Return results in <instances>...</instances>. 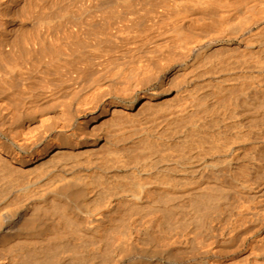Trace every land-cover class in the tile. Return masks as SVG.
<instances>
[{"label":"bare ground","instance_id":"1","mask_svg":"<svg viewBox=\"0 0 264 264\" xmlns=\"http://www.w3.org/2000/svg\"><path fill=\"white\" fill-rule=\"evenodd\" d=\"M242 1L244 2V0ZM254 3L255 2H253L252 5ZM257 3L258 0L255 4ZM230 5L231 4H228V6ZM261 5L262 6H259H264L263 3ZM242 6H232L237 8L236 11L240 13V19L237 24L231 26L227 24L225 35L232 34V37L230 35V37L227 36L229 39L241 37V46L250 52L247 54L244 50L246 54L254 55L256 52L251 53L255 47L254 45H258V42H261V39L264 37V18H254L256 16L261 17L259 13L260 10L263 9H260L259 6L256 5L252 7L248 5L250 6L248 7L246 4L245 7L240 8ZM234 8L232 9L234 10ZM225 11L227 12L228 10ZM230 16L231 15H229V17ZM3 26L1 25V27ZM200 36L201 37L193 41L184 42L185 44H183V46L185 47L182 46V49H185L186 53H184L183 62L186 63L187 60H192L194 57L193 55H198L199 52H203L204 49L202 48L203 50L197 53V48L198 45L204 43L207 38L202 35ZM206 42H208V40H206ZM262 44L264 43L262 42L261 45ZM79 45L81 44L79 43ZM62 46L64 47L66 45ZM211 46L212 43L208 44L206 49H213L214 46ZM263 46L264 45H262V49ZM258 48L260 49L261 47L258 45ZM248 49L252 50L249 51ZM199 54L200 58L201 53ZM247 55H245L246 57L244 58L241 56L246 62H240L241 65L239 64L240 66L238 65L237 68V70H240L241 75L236 76V78H233L231 75V79L222 76L223 78L221 77L222 79L218 80V84L225 83V86L232 87L227 88L230 90L234 89L233 86L235 85H239V88L235 87L240 90L243 85L245 87L246 85L248 86L246 87L248 89V92H246L247 94L241 90L240 92L242 93L239 94L240 96H237L240 98L244 96L240 104L238 103L239 105H237L242 110L241 112H243L246 122L248 121L250 123L248 125L246 124L247 127L250 125V129H252V127L255 126H251L252 121L255 124H260L258 121L262 120L261 122H263L264 119V82L261 79L264 76V63H261L263 60L260 61L259 55L256 54V60L257 56L259 59L256 61L253 59L255 56L250 57V55L249 57L252 58V62L251 60L248 62ZM246 58L247 60H245ZM242 59L238 58L237 61L239 62V60ZM231 60L232 58H230V61ZM233 60L236 59L234 58ZM200 62L196 60L193 64L191 63L190 68L193 71L191 70L189 75L187 73L189 77L188 84L199 81V77L203 76V74L198 72L201 67L205 69L204 71L208 69L207 63L205 68L202 65L205 61L202 64ZM185 63H182V65H185ZM209 64V66H211L212 63L209 62ZM182 65L176 66V71H181ZM215 65L217 64L215 63ZM227 65L230 66L229 63H227ZM232 66L235 65L232 63ZM225 70H222L221 73L224 72L225 74ZM197 72L199 75L201 74V76L198 74L195 75ZM209 73L211 72H208V74ZM221 73L219 72L218 74L221 75ZM187 76L186 78H188ZM212 76L214 77L215 75ZM206 77L207 76L202 79L205 81ZM89 79L90 81L92 80L91 76ZM187 81L183 83H187ZM218 81L216 80V82ZM91 83H93V85L95 84L94 79ZM97 83L98 82H96V85ZM192 85L195 86V84ZM181 86H183V84ZM225 86L223 88H225ZM169 89L167 87V89L165 88L164 90L163 103L172 105L171 112L173 115H176L177 111L180 113V110L182 111L190 104L189 101V103L186 101L190 97H186L187 93L191 90L193 91H191V93L194 94L198 92L197 90V92H195V89H189V92L186 91L187 89H182L183 91L179 90L178 96H180V99L176 100L178 97L175 96L171 98L173 91ZM121 90L122 89H120V92L123 91ZM124 90L127 91L126 89ZM99 91L100 89H98V94ZM125 91H123L124 94ZM224 91H226V89ZM227 91L224 93H228ZM120 92L118 91V93ZM234 92L236 91L234 90ZM243 93L245 95H243ZM183 94L186 97H183L184 101L181 98ZM258 94L260 96H258ZM193 96L195 95L192 94L191 97ZM240 98H237V101H239ZM145 99L146 103L141 107V109L143 108L144 110L158 101V95L153 93ZM252 99H254V101ZM70 103L69 105L67 103H63L62 105L61 103L59 105L58 103L57 105L51 103L53 105L50 104V106H48L52 110V116L42 120L31 117L30 123L32 124V131H29V133H27V131H17L14 136L15 139L13 138L14 134L11 135L12 140H15L12 145L17 146L20 151L12 149L11 145L8 147V145L1 142L0 139V161L11 167L12 171L14 170L11 177L16 173V176H18L17 178H19L18 180L14 176V179H11L9 174L8 176L4 174L6 176L5 178L9 177L10 179H2L0 181V264H209L210 256L216 254V252L221 254H223L222 252L226 253L230 247L234 248V251L235 248L241 251L247 236L252 235L257 228L261 229L260 227L263 226L261 222L264 218H261L264 216L260 215L256 209L259 207V204L254 208L248 207L247 204V207H243L242 214L251 215L255 218V221L249 218L251 221L247 220L249 223L246 224V222L241 221L244 217L240 215V221L245 224H242L243 226L241 227V222L239 225L236 224L237 222H234L237 227L240 226L238 230L234 229L236 228L234 226L233 230L235 231L231 229L233 233L237 231L236 234L231 233L233 236L230 237L227 235V238L224 237L225 239L223 241L219 239L220 241L217 242L215 246H212V241L210 242L207 238V236H210L207 234L210 219L214 220L219 217L221 221L223 218L220 219V217L225 214L224 211H222L223 214L220 215L221 203L226 195V192L223 191L224 188H222L223 179H221V177L229 173L227 170H233L234 163L237 162L235 161L237 159L235 157H239V155L244 152V149H246V146L248 147L247 144L249 141L247 139L248 143H246L243 139V135L241 137L242 131L239 132L235 130L233 133L235 135L240 133L239 136L243 140H240V137L239 139L236 138V140H233L235 139L233 138L235 136H233V139H231L233 141H231L229 139L233 134L228 139V137L226 138V136H224L227 135V133H224V135L222 134L224 137L221 136L222 139L216 137V139L213 140L214 143L212 142L214 144L212 147L215 148L210 147L211 150H206L203 146L194 144V146L186 148L187 151L185 149V152H183L184 154L169 155L168 152L166 154L162 151V153L160 149H157L159 146L157 145L158 147H156L154 145L156 149L151 154L149 152L153 149L150 151L147 150L146 153L148 154H144L145 150H142V152L139 151V154L138 152H132V154L134 153L137 156L133 154L132 156L135 158L133 157L134 159L132 158L130 162L126 159V154L121 151L122 148L119 144L121 142L118 140H116L115 143L114 141L111 142V139H109L111 138V134L109 136L108 131H105L103 127L101 129L99 122L105 120L108 116L114 118L119 113L129 114L130 111L135 110L134 104L110 101H105L100 106L93 104L94 101L92 103H77L75 105L72 103L71 105ZM95 103L98 104L97 102ZM158 103L160 104L161 101ZM171 105L166 106L171 107ZM188 106L186 109H188ZM8 107L9 106H7V108ZM237 108L236 106V109ZM183 111H185V109ZM216 111H214L215 114ZM219 111L220 110L217 112ZM228 112L229 111H227V113ZM10 113L11 112H9V114ZM156 113H158V110ZM215 114H213V118L211 119L213 121L214 117L217 118L219 115L221 116L220 113L217 116H214ZM243 114L241 116H243ZM8 115L6 116L7 118ZM227 115L225 117H228ZM233 115L234 113L232 116ZM144 116H146V114H144ZM230 116L231 115H229L230 120L235 121L237 119H231ZM11 117L13 119V116ZM241 118L240 120L242 121L243 117ZM207 121H210V117H208ZM238 121L239 120H237V122ZM101 123L104 124V121ZM197 123H195L196 126ZM200 123H202V121ZM243 123H241L239 127L243 126ZM192 124H190V127H195L192 126ZM119 125L121 124L114 122V126ZM227 125H229V123ZM256 127L257 125L255 129L258 128ZM200 128L201 127H198L197 129ZM193 131H196L195 128ZM198 132L201 131L198 130ZM147 133V130H142L136 135L137 137H135V139L138 138L139 142L142 144L146 142L144 139ZM154 138L157 139L154 144L157 143L161 146L163 136L156 133ZM244 138L246 139L245 136ZM226 139L230 142H227L228 140L226 141ZM257 152L259 154L260 152L262 153V151ZM249 162H251V160ZM254 164L253 167H255ZM256 167L257 174H259L258 169L260 168L258 165H256ZM223 172L225 173L222 174ZM10 174H12V172ZM257 176L253 178L255 180L254 185L256 180L260 181L262 177L264 178V175L260 176L261 178L259 179ZM244 184L248 186V183ZM250 185L247 188L250 189ZM249 189L247 191L244 190L246 195L253 196V190ZM223 193L225 195H223ZM262 194L260 193L258 200L262 196L263 199L260 200L264 201V196ZM256 196L258 195H255L253 198L255 199ZM243 197L246 196L244 195ZM260 203L262 204V202ZM241 204L243 203L241 202ZM242 206H245V204ZM232 214L229 213L230 216ZM236 217H234L235 221L237 219ZM227 220L226 223L223 222L228 228V225L230 227L231 224V217H228ZM229 221L230 224L228 223ZM244 221H246V219H244ZM227 223L228 225H226ZM214 229H216V227H214ZM253 229L254 231H252ZM250 231H252V234L249 233ZM219 237L221 238L222 236H218V238ZM254 246L256 250V245L254 244ZM254 246L251 248H254ZM260 246L261 248L263 247V245ZM260 246L258 249H260ZM251 250L250 253L239 254V260L237 261L241 259L246 260L244 261L245 263H247L248 260V262L252 264H264V256L262 258H253V252L251 253ZM256 251H258V254L260 253L262 255L261 251ZM256 251H254V254L257 253ZM237 264L242 263L237 262Z\"/></svg>","mask_w":264,"mask_h":264},{"label":"rangeland","instance_id":"2","mask_svg":"<svg viewBox=\"0 0 264 264\" xmlns=\"http://www.w3.org/2000/svg\"><path fill=\"white\" fill-rule=\"evenodd\" d=\"M241 1L242 0H0V23L3 21L1 25L3 26L4 24L3 27L0 25L1 142L6 143L8 147L11 145V148L16 151H20L17 146L12 145L14 143L13 141H15L14 136L17 131H27V133L32 131L33 128L30 123L31 117L36 119L39 118V120L45 119L53 114L49 107L51 103H54V105H57V103L58 105L60 103L61 105L67 103L69 105L70 102L75 105L77 103H92L94 101L93 104L99 106L105 101L134 104L135 110L130 111L129 114L119 113L114 118L108 116L103 120L104 124L101 123L103 121L99 122L101 129L103 127L105 131L109 132V136L111 134V138H109L111 142L114 141L115 143L116 140L121 142L119 143L122 148L121 151L126 154V159L130 162L134 157L132 156L134 153L138 152L139 154V151L142 152V150H145L144 154H148L146 151L153 149L151 152L148 151L151 154L156 149L154 148L155 146H159L157 149H160L161 152L163 151L166 154L168 152L169 155H179L185 152L186 148L194 146V144L203 146L206 150H211V148H215L212 147V145H214L213 140H215L216 137L222 139L224 133H227V135H224L226 138L228 137L229 139L233 134L229 140L233 138H235L233 140H236V138L239 139L240 133L235 135L233 132L235 130L239 132L242 131L241 137L243 135V139L246 143H248V139V147L246 146V149H244V152H242L239 157H235L237 158L235 160L237 162L234 163L233 170L231 169V172L227 170L229 173L226 174L223 172L222 174L225 175H221L223 178L220 176L221 179H223V183L220 179L223 184L222 188L225 189H223V191L226 192V195L223 193L225 197L221 203L223 208L221 207L220 210V215L223 214L222 211H224L225 214H223L224 216L222 215L220 219L223 218L221 221L226 223V221H228L227 218L231 217V224L230 221L228 222L230 227L227 223V228L224 222L222 223L218 217L217 219L219 221L217 219H210L207 230V234L210 235L209 237L207 236V238L210 242H213H211V244H213L212 246H215L220 240L223 241L227 238V235L229 237L233 236L231 234L233 233V228L236 227L234 229L238 230L240 226L237 227V225H239L241 221L246 222V224L249 223L248 221H251V218L255 221V218L251 215L242 214L243 207H247V204L248 207L250 206L253 208L257 207L259 204V207L256 209L260 215L264 216V201L260 200L263 199L262 196L259 198L260 201L258 200L260 193H263L262 195L264 196V178L262 177L263 180L261 179L260 181L256 180V183H258H255V185V180L253 179L257 175H259L257 176L258 179L261 178L260 176L264 175V119L263 122H261L262 120L258 121L260 124H255L253 121H250L251 126L257 125V129H255V126H253L252 129H250V125L247 127L250 123L248 121V123L246 122L244 114L238 106L244 96H242L243 98L237 97L242 93L240 92L241 90L247 94V85L246 87L244 85L241 87L240 85L241 90L238 89L239 85H235L238 88L233 86L234 89L230 90L227 88L232 87L225 86V83L221 82L223 84H218V80H221L223 77L231 79V75L233 78L241 75L240 70H237L238 65L240 62H246L241 56L244 58L246 57L245 55L250 53L241 46V37L229 39L228 37H232L233 35H225L227 24L231 26L239 22L240 13L236 11L237 8H234L235 5L242 6L243 3V6L240 7L243 8L246 4L247 6L251 5V7L253 5L262 6L261 4H264V0H258L257 4H255L257 0H253V2H255L253 5L252 0H250L251 2L249 0H244V2ZM228 4L231 5L228 6ZM260 6L259 8L263 9H259L261 17L253 16L255 17L254 19L264 18V6ZM228 7L231 8L229 9ZM232 8H234L235 11ZM225 10H228L229 13ZM225 12L227 15L229 14L231 16H227ZM200 35L205 36L207 38L206 40H208V42L205 40L204 43H201L202 45H198L197 53L204 49V53L199 52L202 56H200L201 59L198 53V55L195 54L193 56L199 59L193 57L192 60H187L186 63L183 62L184 53H186V50L182 49L183 44H185L186 41L190 42V40L193 41L201 37ZM262 39L261 42H258L259 44L257 43L261 48L259 49L258 45H254L255 47L251 53H256H254V55L250 54L251 56L247 55L248 60L247 58L245 60L249 62L252 59L250 57H254L256 54L260 57L259 59L257 56V60H263L261 63H264V46L262 49V45L264 44L261 45L262 42L264 43V37ZM79 43L81 45H79ZM211 43L214 48L206 49L208 44ZM62 45H66L64 46L66 49ZM230 58H232L231 61ZM234 58L236 60H233ZM238 58L242 60L238 62ZM253 59L256 60V56ZM196 60L197 62L201 61V64L205 61V63L202 64L204 68L206 63L208 66L210 65L209 62L214 64H211L209 67L206 65L208 68L206 71L201 67L202 70L200 69L198 72L203 74V76H201V74L199 75L198 72L195 73V75L198 74L201 76L199 77L200 79L207 76L205 81L204 79H202L203 81L199 79V81L188 84L189 77L187 73L188 75L190 74L192 70L190 65ZM226 62L229 63V65L232 62L233 65L237 67L232 66V63L228 66ZM182 63H185V65H182ZM215 63L217 65H215ZM178 65H182L181 71L179 72L176 71V66ZM222 70H225V74L224 72L221 73ZM208 72L211 73L208 74ZM219 72L221 75L218 74ZM212 75L217 77H213ZM90 76L91 79L95 77L93 78L95 82L94 85L91 83L93 79L91 81L89 79ZM186 76L188 78H186ZM261 79L264 82V76ZM216 80L218 82H216ZM184 81H187V83H183ZM96 82H98L97 85ZM182 84L183 86H181ZM90 85L93 86L91 87ZM224 86L225 88H223ZM93 87L96 88L94 89ZM167 87L168 89L170 87L169 90L173 91L171 98L175 96L178 97L176 100L180 99L178 92L182 89H187V92L191 89H195L194 91H198V94L191 93L192 90L187 93L186 97L190 96L189 99H185L187 102H190V104H188L189 106L187 105L188 109H186V106V108H184L185 111H183V109L182 111L180 110V113L177 111L179 114L176 113V115H173L171 112L172 105L163 103L164 90L165 88L167 89ZM98 89H100L99 94ZM120 89L123 91L126 89L127 91H125L124 94L122 90L123 93L120 92ZM225 89L226 91L228 90V93H224L226 92L224 91ZM234 90L236 92H234ZM118 91L120 93H118ZM153 93L158 95V101L155 102L156 104L150 105V107H147L145 110L143 108L141 109L146 103L145 98ZM190 94L195 96L191 97ZM245 94L243 93V95ZM258 96L260 95L258 94ZM183 97L186 98L184 94L181 97L184 101ZM237 98H240V100L237 101ZM252 100L254 101V99ZM160 101L161 103L159 104L158 102ZM235 103L239 108H237L238 110L236 109ZM166 105H171V107ZM7 106H9L10 109L9 107L7 108ZM217 109L220 111L217 112ZM157 110L158 113H156ZM214 111H216V114ZM227 111L229 112L227 113ZM9 112L12 114H9ZM211 113L215 114L214 116L220 113L221 116L219 115L217 118L214 117L213 121L211 120L213 118V114ZM233 113L234 115L232 116ZM144 114H146V116H144ZM224 114L225 116L228 114V117H225ZM242 114L243 116H241ZM7 115L8 118L13 116L14 120L12 117L8 119L6 117ZM229 115L232 116H230L231 119H237L235 121L230 120ZM208 117H210V121H207ZM241 117H243L244 121L240 120L242 119ZM16 118L24 119H18V121ZM237 120L239 121L237 122ZM201 121L202 123H200ZM114 122H118L121 125L114 126ZM194 122L197 123V126ZM228 123L229 125H227ZM241 123L244 125L239 127ZM190 124L195 127L191 128ZM196 127L201 128L197 129ZM194 128L197 132L193 131ZM142 130H147L148 133L144 139L146 142L141 144L138 138L135 139V137H137L136 135ZM198 130L201 132H198ZM156 133L163 136L161 146L157 143L154 144V142L157 141V139L154 138ZM11 135H13V140ZM241 137L240 140H243ZM228 139H226V141ZM229 140L227 142H230ZM183 143L184 145L182 146ZM257 151H262V153L260 152L259 154ZM132 152L134 153L132 154ZM250 160L253 162H249ZM253 164L255 167H253ZM256 165L260 168L258 169L259 174H257ZM8 167L9 166L0 161V181L2 179H10L9 177L13 175L14 170L12 171L11 167ZM11 172L12 174H10ZM4 174H6V176L9 174V177L5 178L6 176ZM14 176L19 180L16 173H14ZM14 176H12L11 179ZM244 183H248V186L251 184V188H247V184ZM253 185L256 191L254 188L252 189ZM248 189L253 190V196L246 195L244 190L247 191ZM254 194L258 195L255 199L253 198L255 197ZM244 195L246 197H243ZM245 199L248 201L246 202ZM241 202L243 204H241ZM260 202H262V204ZM244 204L245 206H242ZM231 212H234L233 214H236L237 217ZM229 213L232 215L230 216ZM240 215H243L246 221H244V219L240 221ZM234 217L237 218L236 221ZM263 218L264 217L261 219ZM232 222H237V225ZM242 222L241 227L245 224ZM261 224H263V226L260 227L261 229L255 228L256 232L253 229V234L252 231L249 232L252 235L247 236L248 240L246 239L241 251L240 249L236 250V248L234 251V248L230 247L232 250L229 249V252H222L223 254L216 252V254L210 256L209 264H233L239 260L238 257L241 254L250 253L251 249L253 258H262L264 256V228H262L264 227V219ZM214 227H216V229H214ZM236 233L237 231L233 234ZM216 235L217 238L218 236H222L223 238L219 237L217 239ZM213 240L216 241L214 242ZM254 240L258 244H256ZM254 244L256 245V250H259V252L261 251L262 255L260 253L258 254V251L255 250ZM259 244L263 245V247L261 248ZM258 245L261 250L258 249ZM252 246H254V248H251ZM253 250L257 253L254 254ZM240 261L237 262L252 264L249 263L248 260L247 263L244 262L246 260L240 259ZM237 262L235 264H237Z\"/></svg>","mask_w":264,"mask_h":264}]
</instances>
